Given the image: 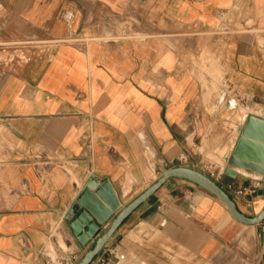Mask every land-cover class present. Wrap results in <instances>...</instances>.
<instances>
[{"label": "crops", "instance_id": "obj_1", "mask_svg": "<svg viewBox=\"0 0 264 264\" xmlns=\"http://www.w3.org/2000/svg\"><path fill=\"white\" fill-rule=\"evenodd\" d=\"M131 21L143 38L120 35ZM222 22L235 32L223 37L221 65L207 64L211 85L198 38L212 32L214 53ZM250 115L264 119V0H0V264H45L44 247L78 262L90 244L70 211L86 186L110 181L125 205L178 166L257 215L264 174L230 163ZM234 185L252 189L254 204ZM91 264H264V222L241 223L174 177Z\"/></svg>", "mask_w": 264, "mask_h": 264}, {"label": "water", "instance_id": "obj_2", "mask_svg": "<svg viewBox=\"0 0 264 264\" xmlns=\"http://www.w3.org/2000/svg\"><path fill=\"white\" fill-rule=\"evenodd\" d=\"M230 163L264 174V119L250 115L242 125L240 137L233 149ZM226 173L236 177L230 169ZM189 180L222 201L239 222L257 225L264 222V207L255 216L242 213L231 196L208 175L189 167L178 166L160 175L151 185L122 205L110 181L97 187L86 186L71 209L70 227L83 245L90 244L76 264H91L122 222L148 200L168 179Z\"/></svg>", "mask_w": 264, "mask_h": 264}, {"label": "rangeland", "instance_id": "obj_3", "mask_svg": "<svg viewBox=\"0 0 264 264\" xmlns=\"http://www.w3.org/2000/svg\"><path fill=\"white\" fill-rule=\"evenodd\" d=\"M134 23L138 24V22H129V23H119V26H118V31L120 33V35H122V31H126V28H129V31L130 33H128L129 35L127 36H132V37H136V38H143L144 35L138 33L135 31V28H134ZM232 24H234L233 22H231V24L229 22H222V24L218 27V33L221 35L220 37V45H218L215 49V52L214 53H210V51H212L213 48H210V47H213V34L212 32L209 34V33H205V34H199V46H200V50H202V52L199 54V57H197V60L200 65H204V68L200 70V72H202L206 78H202L204 81H206V83H209L211 85H214V83L216 82V77L215 75L213 74V72H211V70H208L207 69V64L208 63H211L214 61V59H216L218 61V63H222V51H224V46L226 45L224 42H223V37L226 36V33L227 32H231L232 34L235 32V30L232 28ZM246 30L245 28L241 27L238 29V31H244ZM221 65V64H220ZM222 78V77H221ZM223 80V79H222ZM222 82V81H220ZM212 92H214L215 94L219 95V93L221 92V89H215L213 88L211 90ZM220 91V92H219ZM241 105H243L242 102H239ZM224 105H226V107L230 110L229 113L231 112H234L236 109H237V105L235 102H231L230 105L228 103H223ZM212 109L214 110L215 109V105L214 107H212ZM228 114V113H227ZM236 114V117L239 118V114L238 113H235ZM225 126H229V125H225ZM231 127H236V123L232 122ZM221 152V153H220ZM225 152V151H223ZM222 152V150H217L215 154L213 153H210V154H207V157L212 160V161H220V159L217 157V155H223L224 153ZM62 246L64 248H66L63 244ZM77 263V261H76Z\"/></svg>", "mask_w": 264, "mask_h": 264}, {"label": "built area", "instance_id": "obj_4", "mask_svg": "<svg viewBox=\"0 0 264 264\" xmlns=\"http://www.w3.org/2000/svg\"><path fill=\"white\" fill-rule=\"evenodd\" d=\"M233 192L242 199L246 205L251 206L255 202V198L252 196L254 191L246 187L232 186ZM51 238L53 233L51 232ZM42 254L46 256L45 264H76V259L73 257H65L59 251L52 249L51 247H44L41 250ZM53 253V254H52Z\"/></svg>", "mask_w": 264, "mask_h": 264}, {"label": "bare ground", "instance_id": "obj_5", "mask_svg": "<svg viewBox=\"0 0 264 264\" xmlns=\"http://www.w3.org/2000/svg\"><path fill=\"white\" fill-rule=\"evenodd\" d=\"M222 81H224V80H222ZM240 109H242L243 110V108H240ZM225 150V149H224ZM223 152V151H222ZM221 153V152H220ZM224 153V152H223Z\"/></svg>", "mask_w": 264, "mask_h": 264}]
</instances>
